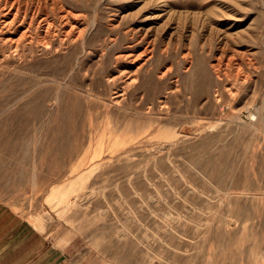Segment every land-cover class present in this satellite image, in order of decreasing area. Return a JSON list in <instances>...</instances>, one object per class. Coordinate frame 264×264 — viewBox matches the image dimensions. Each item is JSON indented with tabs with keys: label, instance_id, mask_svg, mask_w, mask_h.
I'll list each match as a JSON object with an SVG mask.
<instances>
[{
	"label": "rangeland",
	"instance_id": "374dc122",
	"mask_svg": "<svg viewBox=\"0 0 264 264\" xmlns=\"http://www.w3.org/2000/svg\"><path fill=\"white\" fill-rule=\"evenodd\" d=\"M61 1L0 49V264H264V0Z\"/></svg>",
	"mask_w": 264,
	"mask_h": 264
},
{
	"label": "bare ground",
	"instance_id": "6f19581e",
	"mask_svg": "<svg viewBox=\"0 0 264 264\" xmlns=\"http://www.w3.org/2000/svg\"><path fill=\"white\" fill-rule=\"evenodd\" d=\"M80 17L61 0H0V49L3 58L14 56L24 59L26 50L36 47L51 54L56 40L59 44L52 58H58L60 48L65 44H77L84 39L86 29L82 27ZM64 64L62 72L66 73L71 67L69 59ZM54 73L52 71L51 74ZM123 94L124 91L120 90L116 96Z\"/></svg>",
	"mask_w": 264,
	"mask_h": 264
}]
</instances>
